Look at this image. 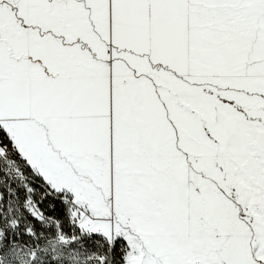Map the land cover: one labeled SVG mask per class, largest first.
Masks as SVG:
<instances>
[{"label": "snow or ice", "instance_id": "6c2138e0", "mask_svg": "<svg viewBox=\"0 0 264 264\" xmlns=\"http://www.w3.org/2000/svg\"><path fill=\"white\" fill-rule=\"evenodd\" d=\"M0 264H264V0H0Z\"/></svg>", "mask_w": 264, "mask_h": 264}]
</instances>
